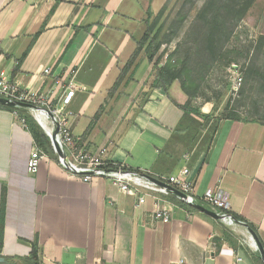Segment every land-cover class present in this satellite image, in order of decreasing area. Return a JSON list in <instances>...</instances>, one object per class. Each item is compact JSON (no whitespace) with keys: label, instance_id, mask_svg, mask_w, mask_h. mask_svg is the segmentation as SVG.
Returning <instances> with one entry per match:
<instances>
[{"label":"crops","instance_id":"obj_1","mask_svg":"<svg viewBox=\"0 0 264 264\" xmlns=\"http://www.w3.org/2000/svg\"><path fill=\"white\" fill-rule=\"evenodd\" d=\"M166 1L0 0V70L52 105L73 85L67 111L80 148L104 149L106 160L133 172L169 178L188 170L198 203L220 189L264 247V122L221 121L205 151L185 150L189 117L177 106L184 96L176 84L169 97L151 87L154 63L143 51L111 94L144 35L146 13ZM25 117L32 118L26 109L0 107L1 258L26 259L35 245L41 264H263L234 233L245 230L240 225L232 234L229 221L174 196L150 193L138 206L137 195L109 180L72 178L53 151L36 147ZM34 148L44 158L32 174ZM158 209L168 221L153 219Z\"/></svg>","mask_w":264,"mask_h":264},{"label":"rangeland","instance_id":"obj_2","mask_svg":"<svg viewBox=\"0 0 264 264\" xmlns=\"http://www.w3.org/2000/svg\"><path fill=\"white\" fill-rule=\"evenodd\" d=\"M205 2L167 0L155 27L159 43L155 61L161 67L168 63L173 68L177 79L172 85L179 87L184 104L201 115H188L185 150L190 146L205 151L219 124L216 117L224 111L235 113L239 120L264 122V0H253L238 22L235 12L229 21L219 18L215 28L196 19L195 11ZM193 5L192 14L177 30L178 19ZM240 6H244L242 2ZM157 14L152 13V21ZM214 31L216 36L209 48L206 36ZM225 227L233 234L232 226ZM234 231L242 235L239 229ZM237 238L254 251L246 238Z\"/></svg>","mask_w":264,"mask_h":264},{"label":"built area","instance_id":"obj_3","mask_svg":"<svg viewBox=\"0 0 264 264\" xmlns=\"http://www.w3.org/2000/svg\"><path fill=\"white\" fill-rule=\"evenodd\" d=\"M49 72L48 69L44 70V74H49ZM75 92V87L69 84L57 103L52 105L38 91L22 90L18 83L10 80L7 74L0 70V99L30 105L26 111L48 138L51 150L56 155L61 168L72 178H77L84 183H89L95 177L109 180L122 192L137 195L138 206L146 202L150 193L174 196L167 186L178 190L185 196L195 198L193 184L186 180L188 175L186 169L181 171L179 175L169 178L149 172H133L106 160L104 149H100L96 154L91 155L80 148L72 136L69 123L70 115L67 111ZM20 123L27 128L25 119H20ZM43 158L42 152L34 148L27 163L28 171L35 174ZM201 201L203 206L221 216L223 221H229L230 226L239 225V222L230 220L227 196L220 189L206 191ZM153 219L168 221L169 214L167 211L158 209L154 213ZM252 249L258 253L255 244Z\"/></svg>","mask_w":264,"mask_h":264},{"label":"trees","instance_id":"obj_4","mask_svg":"<svg viewBox=\"0 0 264 264\" xmlns=\"http://www.w3.org/2000/svg\"><path fill=\"white\" fill-rule=\"evenodd\" d=\"M241 2H242V5L244 6H240ZM252 2L253 0H244V1L242 0H206L205 4L201 7V9L197 10V12L195 11L196 19L199 20L200 18L199 21L202 25H205V26L210 25L211 27L212 25H214V28H215L216 26L215 23L219 18L222 19L224 17V20L229 21L230 17H233L232 14L235 12L237 14H234V16L235 17L237 16L236 20L238 22V20L241 18V14L245 12L247 7H250V4H252ZM193 10H194V5L192 6L191 11H189L183 17H180L178 19L177 30H180L183 27L184 22L189 17V15L192 14ZM163 13L164 12L162 8L158 12V14L154 17L153 21L151 20L152 12L148 11L146 13L147 15L144 21V24H145L144 35L141 38V40L137 43L136 52L134 53L132 59L130 60V63L127 65L125 69L121 71L120 78L117 81L111 94L114 93V91L117 89L118 85L120 84L127 70L130 68V66L134 62L138 53L143 51L146 55L147 61L149 63H154V71H153V75L151 79V87L155 89H163L166 95L169 97L168 95L169 88L171 87L172 83L177 78L172 72L173 68L168 63L160 67V63L155 61L156 55L159 51V43H157V32H155V27L158 24L159 20L163 17ZM215 34L216 33L214 31L213 34L208 33L206 36V44L209 45V48L212 44V39L215 38L216 36ZM177 106L180 109H182L187 115H194V116L200 115V113L197 110L191 108L189 105L184 104L182 106H179V105ZM26 120H27L26 123L30 120L29 121L30 132H31V135H32V138L34 140V144L36 145V147L40 148L45 153L51 152L52 150H51L48 138L45 136V134L42 132L39 126L34 122L32 118L27 117ZM224 120L238 121L239 117L233 112L224 111L223 113H221L220 116L216 117V121L219 123ZM228 216L237 222L244 223V221H242L241 219H239L236 215L232 213H228ZM248 227L252 231H254V233H256L255 229H253L252 226H248ZM2 233H3V226H2V216H1L0 217V250L2 247ZM15 262L16 261H13V260H5V262L2 264H16ZM18 262L20 264H41L40 254L38 252L37 247L34 245L32 247V251L29 257L26 259L20 260Z\"/></svg>","mask_w":264,"mask_h":264},{"label":"water","instance_id":"obj_5","mask_svg":"<svg viewBox=\"0 0 264 264\" xmlns=\"http://www.w3.org/2000/svg\"><path fill=\"white\" fill-rule=\"evenodd\" d=\"M0 106L7 107V108H20V109H29L30 108V105H27V104L18 103V102H7V101H4L2 99H0ZM167 188L173 193V195L176 198H178L180 201H182L188 207H191L192 209H194V210H196V211H198V212H200V213H202V214H204V215H206V216H208V217H210L216 221L222 220L221 216H219L215 212L207 209L205 206L198 203V201L195 198L190 197V196H185L183 193L179 192L178 190H176L170 186H167ZM230 220L235 221L232 218H230ZM238 224L240 226H242L246 230V232L249 234L252 242L256 246L259 258L264 264V247L260 243L256 234L245 223L239 222ZM4 262H5V259L0 257V264H2Z\"/></svg>","mask_w":264,"mask_h":264},{"label":"bare ground","instance_id":"obj_6","mask_svg":"<svg viewBox=\"0 0 264 264\" xmlns=\"http://www.w3.org/2000/svg\"><path fill=\"white\" fill-rule=\"evenodd\" d=\"M232 227H233V226H232ZM234 228H235V227H234ZM240 231H241V233H242V236H244L245 238L251 240L249 234H248L245 230H244V231L240 230ZM251 241H252V240H251ZM251 244H252V247L254 248V244H253V242H251Z\"/></svg>","mask_w":264,"mask_h":264}]
</instances>
